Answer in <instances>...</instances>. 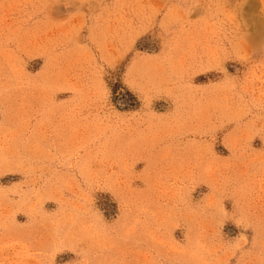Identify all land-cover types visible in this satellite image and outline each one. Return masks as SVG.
Instances as JSON below:
<instances>
[{
	"label": "rangeland",
	"instance_id": "374dc122",
	"mask_svg": "<svg viewBox=\"0 0 264 264\" xmlns=\"http://www.w3.org/2000/svg\"><path fill=\"white\" fill-rule=\"evenodd\" d=\"M0 264H264V0H0Z\"/></svg>",
	"mask_w": 264,
	"mask_h": 264
}]
</instances>
